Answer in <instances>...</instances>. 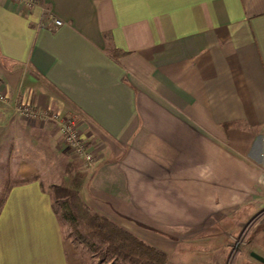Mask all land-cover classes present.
Masks as SVG:
<instances>
[{
    "label": "crops",
    "instance_id": "0c3cea01",
    "mask_svg": "<svg viewBox=\"0 0 264 264\" xmlns=\"http://www.w3.org/2000/svg\"><path fill=\"white\" fill-rule=\"evenodd\" d=\"M36 2L0 0L1 149L61 137L14 105L77 117L100 154L83 203L169 260L264 209V0ZM43 8L62 26L41 27ZM20 157L13 172L32 180L6 185L0 264H82Z\"/></svg>",
    "mask_w": 264,
    "mask_h": 264
},
{
    "label": "rangeland",
    "instance_id": "374dc122",
    "mask_svg": "<svg viewBox=\"0 0 264 264\" xmlns=\"http://www.w3.org/2000/svg\"><path fill=\"white\" fill-rule=\"evenodd\" d=\"M55 126L60 133L59 124H55ZM7 130L8 133L13 131V129L10 128H7ZM60 136V140L58 139L56 141L55 139L53 141L48 140L43 135L37 136V140L35 141L37 145H35V147L28 145L30 141L27 138L23 141V149H20V145L19 147L16 145V147H18L16 148V143L14 140H5L7 145L4 146V149L0 148V201L5 194V190L7 189L6 185L17 183L22 180H27L20 179V177H17L15 175V172H13L12 170L17 166L19 155L21 154L22 157L20 158H23L26 163H29V165H33L34 163L38 168H40L41 175L43 176V184L45 185V187H47V190L49 191L51 197L52 186H57H49L51 183L57 182L59 183L58 185L63 184L69 187L72 186L73 177L76 173L84 175V180L82 182L79 193L80 198L83 201L81 190L83 185L85 184L84 181L92 174L96 164L91 169L86 170L80 159L74 156L70 149L66 147L63 142L61 133ZM84 140L95 151L94 159L97 163V159L99 158L98 156L100 154H97L96 152L95 143L93 144L90 141H87V139L85 138ZM16 156H18V159L16 158ZM52 200L53 207L59 218L65 244L72 251L76 259H79L82 264H121L120 262L109 258L104 261H100L97 253L90 250L78 240L77 236L73 233L69 223L62 218L60 205L54 202L53 197ZM259 212L260 211H258L247 221L243 220L242 223L244 222V224L239 227L232 226L230 227V229L226 228L228 235H221L222 233L220 232V230H218L216 234L217 236L215 238L216 246L215 244H209L210 247H207V244L203 242L207 239V237L200 236L195 238L197 239V244L192 246L180 245L178 247L179 249L176 248V250H174L172 258H170V260L167 258V262L169 264H191L192 259L198 258L196 261L197 264H203V262L207 261L208 258L209 260H213V262L217 264H262L251 257V253H255L264 258V225L262 224L261 220H259L260 218H257V214ZM205 247L207 249L209 248V251H207ZM188 248L193 249L195 255L191 253V249L190 251H187ZM196 252L199 253L197 256Z\"/></svg>",
    "mask_w": 264,
    "mask_h": 264
},
{
    "label": "trees",
    "instance_id": "16d2710c",
    "mask_svg": "<svg viewBox=\"0 0 264 264\" xmlns=\"http://www.w3.org/2000/svg\"><path fill=\"white\" fill-rule=\"evenodd\" d=\"M83 180L84 175L76 173L72 186H52V197L60 205L62 218L69 223L81 243L97 253L100 261L109 258L121 264H169L164 252L145 243L107 217L90 212L79 194ZM5 194L0 201V208Z\"/></svg>",
    "mask_w": 264,
    "mask_h": 264
},
{
    "label": "built area",
    "instance_id": "2783aa9c",
    "mask_svg": "<svg viewBox=\"0 0 264 264\" xmlns=\"http://www.w3.org/2000/svg\"><path fill=\"white\" fill-rule=\"evenodd\" d=\"M13 2L22 5L27 13H30L35 7H37L36 0H12ZM45 19L40 22L41 27L53 29L62 26V21L53 17L48 9H42ZM7 102L6 92L0 89V103L5 104ZM14 112L31 121L45 120L51 118L59 121L60 133L63 138V142L68 149L82 162L84 168L91 169L96 161L94 159V150L83 138L81 127L77 117L68 116L66 118H59L57 115H49L47 111H37L33 107L27 105H14ZM257 218H260L264 225V209L261 210Z\"/></svg>",
    "mask_w": 264,
    "mask_h": 264
},
{
    "label": "water",
    "instance_id": "95a60500",
    "mask_svg": "<svg viewBox=\"0 0 264 264\" xmlns=\"http://www.w3.org/2000/svg\"><path fill=\"white\" fill-rule=\"evenodd\" d=\"M251 257L254 258L255 260H257L258 262L264 264V258L255 254V253H251Z\"/></svg>",
    "mask_w": 264,
    "mask_h": 264
}]
</instances>
